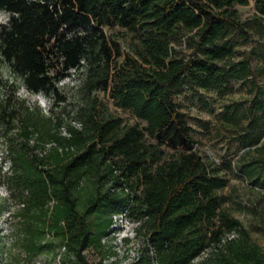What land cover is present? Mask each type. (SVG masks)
<instances>
[{"label":"trees","instance_id":"1","mask_svg":"<svg viewBox=\"0 0 264 264\" xmlns=\"http://www.w3.org/2000/svg\"><path fill=\"white\" fill-rule=\"evenodd\" d=\"M249 2L0 0L9 13L0 61L12 76L0 70V185L28 257L97 264L87 251L105 248L119 215L146 233L148 255L133 264H264V246L224 205L226 179L194 149L193 127L175 97L186 87L250 84L247 106L229 105L225 118L234 127L246 118L237 164L264 186V0L242 18L236 5ZM232 34L261 42L231 61L238 51ZM88 59L70 99L60 82ZM14 78L48 96L49 110L21 97ZM100 90L141 123L109 112ZM110 256L103 251L100 262Z\"/></svg>","mask_w":264,"mask_h":264},{"label":"rangeland","instance_id":"2","mask_svg":"<svg viewBox=\"0 0 264 264\" xmlns=\"http://www.w3.org/2000/svg\"><path fill=\"white\" fill-rule=\"evenodd\" d=\"M236 6L242 18L248 17L255 11L254 0H250L248 4ZM8 20L9 13L0 9V27ZM115 31H120V29L116 27ZM77 32L85 33L82 28ZM119 36L122 39L121 33ZM232 37H234L238 51L231 57V61H237L261 42L256 35L250 40H245L235 34H232ZM124 46L126 47L125 43ZM180 46L185 45H178ZM189 52L187 48L182 50V53ZM252 55L253 64L257 65L261 60L256 55ZM90 62L89 59L85 60L80 69L72 70L71 75L60 82L63 85V92L70 99L73 98L83 77L88 73ZM0 70L4 77H12L4 61H0ZM14 79L19 84L21 97L31 103L39 104L45 112L49 110L51 100L48 96L43 93L30 92L20 84L21 81L18 78ZM260 81L263 82L262 78ZM253 94L250 84L233 79L226 90L186 87L175 97L193 127L194 149L202 154L205 161L220 166V173L226 179V185L220 190L221 194L228 197L224 205L242 220L252 238L264 246V186L255 184L245 176L237 164L245 151L240 142L238 129L245 124L246 118L243 117L240 124L235 127L225 118L229 105L243 110ZM99 96L106 109L121 117L124 124L141 123V120L130 109L115 105L103 90L99 91ZM164 147L167 151L174 150L166 145ZM4 148L5 143L0 139V161L4 159ZM7 194V188L0 185V264H63L59 257H54L52 253H42L33 257H28L24 253L14 237V219L7 206L11 204V201L6 198ZM136 225V221L132 219L114 215L113 224L108 229V235L104 240L105 248L89 249L87 251L89 259L97 264H133L142 255H148L145 230H137ZM55 247H57L56 244ZM103 251L110 252L111 256L101 263L100 257Z\"/></svg>","mask_w":264,"mask_h":264}]
</instances>
